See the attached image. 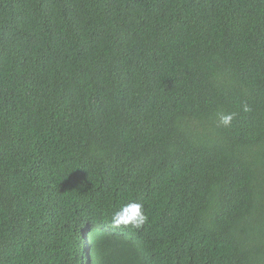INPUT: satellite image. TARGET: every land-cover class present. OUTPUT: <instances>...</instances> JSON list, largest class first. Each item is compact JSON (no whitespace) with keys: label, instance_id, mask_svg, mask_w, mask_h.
Returning <instances> with one entry per match:
<instances>
[{"label":"trees","instance_id":"16d2710c","mask_svg":"<svg viewBox=\"0 0 264 264\" xmlns=\"http://www.w3.org/2000/svg\"><path fill=\"white\" fill-rule=\"evenodd\" d=\"M0 264H264V0H0Z\"/></svg>","mask_w":264,"mask_h":264},{"label":"clouds","instance_id":"9594fccd","mask_svg":"<svg viewBox=\"0 0 264 264\" xmlns=\"http://www.w3.org/2000/svg\"><path fill=\"white\" fill-rule=\"evenodd\" d=\"M232 119L233 114L221 115L220 117L221 123L224 125H229ZM147 219L144 205L140 202L129 201L122 204L118 210L113 212L111 225L113 227L130 226L132 229H139L146 223Z\"/></svg>","mask_w":264,"mask_h":264}]
</instances>
